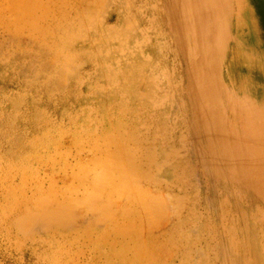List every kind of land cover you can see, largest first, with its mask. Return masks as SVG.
I'll use <instances>...</instances> for the list:
<instances>
[{"label": "rangeland", "instance_id": "obj_1", "mask_svg": "<svg viewBox=\"0 0 264 264\" xmlns=\"http://www.w3.org/2000/svg\"><path fill=\"white\" fill-rule=\"evenodd\" d=\"M24 1L0 0V264H264V0ZM127 156L168 207L143 234L124 195L117 227L76 205L18 229Z\"/></svg>", "mask_w": 264, "mask_h": 264}, {"label": "bare ground", "instance_id": "obj_2", "mask_svg": "<svg viewBox=\"0 0 264 264\" xmlns=\"http://www.w3.org/2000/svg\"><path fill=\"white\" fill-rule=\"evenodd\" d=\"M24 1V0H23ZM27 1V0H26ZM229 2H231L230 0H228ZM25 2V1H24ZM30 4L31 3H29V6H27V7H29V9L25 6V12H24V10L22 11V12H24V14L22 15V17H25V16H29V18H30V14H32V13H29V11H32V9L30 10ZM234 4V3H233ZM33 6V5H32ZM17 7V6H16ZM32 8V7H31ZM37 7H36V5H35V9H36ZM18 9V8H17ZM24 9V8H23ZM40 9V8H39ZM21 10V9H20ZM211 10H213L214 12H215V8L214 7H212L211 8ZM14 10H12V12H13ZM34 11V10H33ZM36 11H37V9H36ZM17 14H18V12L17 11H15ZM1 13V12H0ZM20 13V12H19ZM34 13V12H33ZM12 14V13H11ZM47 14V13H46ZM16 16V15H15ZM19 16V15H18ZM34 16V14L32 15V17ZM22 17L20 18V19H22ZM31 17V19H35V18H32ZM35 17V16H34ZM47 17H48V15H47ZM13 18V17H12ZM11 18V19H12ZM19 18V17H18ZM29 18L27 19V20H29ZM45 18H46V16H45ZM10 19V18H9ZM30 19V20H31ZM24 20V19H23ZM19 21H21V20H19ZM24 21H26V20H24ZM24 21H23V23H24ZM33 21V20H32ZM36 21V20H35ZM34 21V22H35ZM30 22V21H29ZM11 23V22H10ZM19 23H22V22H19ZM23 23H22V25H23ZM32 23V22H31ZM35 23H38V22H35ZM12 24V23H11ZM18 24V23H17ZM16 24V25H17ZM26 24H28V21L26 22ZM26 24H24V26H27ZM33 25V24H32ZM31 25V26H32ZM12 26V25H11ZM18 26V25H17ZM16 26V27H17ZM21 26V25H20ZM28 26H30V24L28 25ZM34 26H35V24H34ZM22 27V26H21ZM20 28V27H19ZM245 28V27H244ZM22 29H24V27L22 28ZM31 30H33V28L31 27L30 28ZM37 29V27H35V29H34V31ZM19 30H21V29H19ZM25 30H29V29H25ZM242 30V29H241ZM22 31V30H21ZM30 31V30H29ZM20 32V31H19ZM33 32V31H32ZM18 34V33H17ZM223 37H224V35H223ZM210 40H211V43H210V46H212L213 45V48H211V51H210V54L209 55H211L212 53H213V57L211 58V60H212V66H213V69H212V75H213V77L214 78H216L218 81H219V79H218V76H217V74H218V72H217V65H218V61H219V59H220V55H222V52H220V47L222 46V44H223V42L222 41H219V40H216V39H214L213 38V36H211L210 35ZM214 44H216V46L214 45ZM231 45H232V43H231ZM231 47V46H230ZM239 47V46H238ZM241 48V47H240ZM235 49V48H234ZM216 50V51H215ZM232 50V49H231ZM237 50V49H236ZM236 50L234 51V52H236ZM215 51V52H214ZM209 52V51H208ZM233 52V51H232ZM235 54V53H234ZM237 54V53H236ZM235 54V55H236ZM241 54V53H240ZM239 54V55H240ZM246 54L247 53H245L244 54V56H246ZM208 55V56H209ZM231 55H233V53L231 54ZM234 56V55H233ZM241 57V56H240ZM234 59V58H233ZM237 59V58H236ZM240 59V58H239ZM247 59V57L245 58V60ZM248 60H250V61H252L253 59L251 58V59H249L248 58ZM231 61H233V60H231ZM242 61V60H241ZM248 62V61H247ZM247 62H245L246 64H247ZM236 64V63H235ZM238 65V64H237ZM242 65V64H241ZM231 66H234V65H231ZM236 66V65H235ZM234 66V67H235ZM244 66V65H243ZM246 67V66H245ZM232 70V69H231ZM237 73H238V71H237ZM234 74V73H233ZM238 75H239V73H238ZM234 77V76H233ZM232 77V78H233ZM238 77V76H237ZM235 78V77H234ZM233 82H234V80H233ZM236 82V81H235ZM233 137V136H232ZM234 138V137H233ZM264 143V142H263ZM123 147V148H122ZM122 147L119 149V151L120 152H123L122 150L125 148L123 145H122ZM228 148H227V146H223V147H220L219 148V151L220 152H222L223 154H225V155H227V156H230L231 157V153L230 152H228V150H227ZM107 151V150H106ZM123 155V154H122ZM174 155V154H173ZM175 155H176V153H175ZM114 157V156H113ZM112 157V158H113ZM116 157H118L117 156V153H116V156H115V159H116ZM91 159V158H90ZM104 159H107L106 157L104 158ZM109 159V158H108ZM114 159V160H115ZM96 160V159H95ZM120 160V159H119ZM100 161V160H99ZM102 161V160H101ZM105 161V160H104ZM103 161V162H104ZM135 160H133L130 156H127L124 160H123V162H113V161H107V162H105L104 164H103V167L100 169V171L98 172V173H96L93 177H92V180H90V183H92V186L91 187H89V185H90V183H89V185H88V187L91 189L90 191H87V194L85 195V197L83 196V198H84V200L81 198V200L77 203V202H75L74 204L71 202L70 204H69V202H68V204L69 205H67V204H65V205H63V206H59L57 209H55V210H53V208L51 207L52 205H56L55 204V198L57 197L56 195H53V197H54V199H51V202L53 201L54 203H51V202H48L49 200H50V197H49V195H51V193L49 192V195L48 196H38V198H37V200H35L33 203H34V205H35V207H33V206H31V207H33V208H36L37 210H35V212L34 211H32L33 210V208H31V211H27L26 212V210H25V213L22 215V217H20L18 220H16L17 221V225H18V229H20V230H22L21 231V233L22 234H24L23 233V231H28L29 233L28 234H30V231H31V228L33 229V227H31L32 225L31 224H33L32 223V221L35 219V221H36V218H37V220H39L38 219V217L39 218H45V220H46V222H47V224H53L55 221H60V220H63L64 218H68V216H70L71 214H72V212H73V209H74V206H82V207H87V208H91V210L90 211H94V210H96L97 211V214L98 215H100V219H98V221L96 220V223H94V224H96V225H98V222H100L101 221V223H102V220L104 219V217L106 216V218L105 219H107V220H109V218L110 219H112V220H110L108 223L109 224H113V222L115 221L114 219H115V213H117L116 211H117V208L115 209V208H113V205H112V201H113V198H115V196H120V195H124V196H126L128 199H129V202H132V203H134V205H137V207H138V209H137V207H136V209L137 210H132V209H134V208H132V209H130V210H127V209H123L122 211H123V213H125L126 215H131V214H134L135 212H138V214L136 215V218L137 217H139L140 216V219H139V221H141V224H140V226H138V227H135L134 225L135 224H133V222H131L132 220H134L133 218H131V220H129L128 222L130 223L131 222V224L134 226V228H136V229H134V231L135 232H140L145 226H147V225H149V224H151V222H152V220L154 221H159L157 218L158 217H160L161 215H163L164 214V212L166 211V208H168V207H166L167 205L162 201V200H160V198L159 197H154V196H152L153 194H150L148 191H150V188H149V190H147V188L146 187H144L142 184H140V182H143L142 181V179H144L145 177H147V171H146V169H142V168H144L143 166L144 165H142L143 164V162H141V165H142V167L139 165V166H137V164L138 163H135V164H133V162H134ZM137 161H139L140 162V160H137ZM136 162V161H135ZM91 163V162H90ZM100 163V162H99ZM91 165V164H90ZM89 166V165H88ZM92 175V174H91ZM90 175V176H91ZM81 176V175H80ZM85 178H83L82 180H84ZM86 179H87V177H86ZM86 179L84 180V184L85 183H87L88 184V182H86ZM88 179H89V177H88ZM87 179V180H88ZM81 181V180H80ZM81 182V183H82ZM80 183V184H81ZM82 183V184H83ZM71 186V185H70ZM69 186V187H70ZM86 186V185H85ZM68 187V186H67ZM72 187V186H71ZM87 187V188H88ZM73 190H74V187L72 188ZM52 190V189H51ZM53 191V190H52ZM75 191V190H74ZM67 194V193H66ZM51 197H52V195H51ZM57 201V200H56ZM64 201H66V200H64ZM71 201H73V199H71ZM67 202V201H66ZM66 202H64V203H66ZM50 203H51V208L50 209H52V210H49V208H48V204L50 205ZM63 203V204H64ZM28 204V203H27ZM115 205V204H114ZM76 206V208L78 209L79 207H77ZM27 207H29V205L27 206ZM26 207V208H27ZM82 207H80L79 209H81ZM86 209V208H85ZM84 209V210H85ZM113 209H115V212H114V210ZM83 210V209H82ZM86 211V210H85ZM75 212H76V210H75ZM95 212V211H94ZM113 212H114V214H113ZM78 213H79V211H78ZM82 213H84V212H82ZM87 213H89V212H87ZM91 213V212H90ZM120 213H122V212H119V210H118V213L117 214H119V216H120ZM122 213V214H123ZM76 214H77V212H76ZM86 214V213H85ZM92 214V213H91ZM113 215L114 217H110V215ZM95 215V214H94ZM109 215V218H107V216ZM111 215V216H112ZM40 216H42V217H40ZM75 216V215H74ZM83 216H84V214H83ZM91 216V215H90ZM93 216V215H92ZM118 215H116V217H117ZM123 216H124V214H123ZM122 215L120 216V218H118V219H121L122 220V217H123ZM80 217H82V216H80ZM125 217H127V218H130L131 216H125ZM123 218V220L124 219H126V220H124L122 223V225H124V222L125 221H127V218ZM5 218V217H4ZM87 218H88V214H87ZM86 218V219H87ZM94 218H96V217H94ZM114 218V219H113ZM77 219V218H76ZM78 219H79V214H78ZM118 219H116L117 220V222L115 221L114 222V225H116L118 222H119V220ZM69 220V219H68ZM75 220V219H74ZM114 220V221H113ZM136 220V219H135ZM134 220V221H135ZM148 220H150V221H148ZM35 221H34V225L35 224H37V223H35ZM64 222L66 221L65 219L63 220ZM71 221H73L72 219H71ZM111 221H113V222H111ZM136 221H138V219L136 220ZM135 221V222H136ZM45 222V221H44ZM92 222V220L90 221V223ZM95 222V221H94ZM107 222V221H106ZM105 222V223H106ZM111 222V223H110ZM76 223H77V221H76ZM81 223V222H80ZM93 223V222H92ZM100 223V224H101ZM103 223H104V220H103ZM116 223V224H115ZM128 223V224H129ZM154 223V222H153ZM42 224V223H41ZM45 224V223H44ZM47 224H46V227H47ZM62 224H63V222H62ZM66 224V223H65ZM93 224V225H94ZM107 224V223H106ZM124 225V228H122V231H123V229L126 231V229H125V227L126 228H128V226H129V231L131 232H133V227L131 228L130 226H131V224H129V225ZM254 224V223H253ZM253 224H251V223H248L247 225H248V227H250V226H254ZM31 225V226H30ZM38 225V224H37ZM54 225V224H53ZM55 225H57V223L55 224ZM108 225V224H107ZM120 225V224H119ZM118 225V226H119ZM151 225H153V224H151ZM155 225V224H154ZM50 226H52V225H50ZM58 226V225H57ZM61 226V225H60ZM30 227V228H29ZM35 227H36V225H35ZM34 227V228H35ZM116 227H117V225H116ZM151 227V226H150ZM59 228V227H58ZM61 228V227H60ZM97 228V227H96ZM121 227H119V229H120ZM30 229V230H29ZM37 229V228H36ZM45 229V228H44ZM145 229V228H144ZM35 229H33L31 232L32 233H36V232H33ZM36 231V230H35ZM39 231V230H38ZM128 231V230H127ZM126 231V232H127ZM128 231V232H129ZM126 232H124L123 231V233L125 234V236H127L126 234H128V232L126 233ZM131 232V233H132ZM142 232V231H141ZM145 232V231H144ZM149 232V231H148ZM31 233V234H32ZM122 233V234H123ZM122 234H121V236H122ZM135 233H132V234H130L131 236L132 235H134ZM139 234H143V232L142 233H139ZM139 234L137 235L136 234V236H138L139 237ZM129 234H128V237H129V239H130V236ZM24 236H28L27 235V233H25V235ZM124 236V237H125ZM142 236V235H141ZM132 238H134L135 239V237L133 236V237H131V240H133V241H135L136 239H137V237H136V239L134 240V239H132ZM126 240V239H125ZM142 240H143V238H142ZM138 241H140V239L138 240ZM125 243H127V240H126V242ZM135 243L137 244V243H139V242H136L135 241ZM112 245V244H111ZM139 245V244H138ZM127 246V245H126ZM142 246V245H141ZM143 247V246H142ZM142 247H141V249H142ZM163 247V246H162ZM143 250V249H142ZM145 250V249H144ZM144 250H143V252H144ZM140 252V251H139ZM139 252H137L138 254H139ZM146 252V251H145ZM163 252V251H162ZM136 253V254H137ZM147 253V252H146ZM143 254V253H142ZM149 254V253H148ZM169 254V253H168ZM140 255H141V253H140ZM145 255V254H144ZM143 255V256H144ZM171 255V254H170ZM139 256V255H138ZM150 256V255H149ZM148 257V256H147ZM146 262V261H145Z\"/></svg>", "mask_w": 264, "mask_h": 264}]
</instances>
